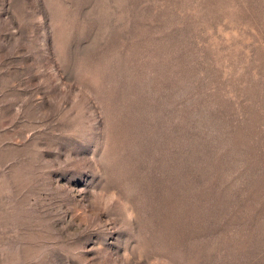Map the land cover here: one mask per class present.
I'll return each instance as SVG.
<instances>
[{"label": "rangeland", "instance_id": "rangeland-1", "mask_svg": "<svg viewBox=\"0 0 264 264\" xmlns=\"http://www.w3.org/2000/svg\"><path fill=\"white\" fill-rule=\"evenodd\" d=\"M0 264H264V0H0Z\"/></svg>", "mask_w": 264, "mask_h": 264}]
</instances>
